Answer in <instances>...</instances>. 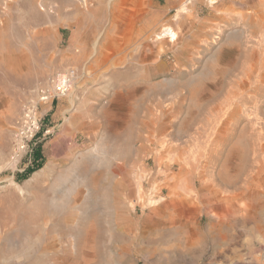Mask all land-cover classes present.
<instances>
[{"label":"bare ground","instance_id":"1","mask_svg":"<svg viewBox=\"0 0 264 264\" xmlns=\"http://www.w3.org/2000/svg\"><path fill=\"white\" fill-rule=\"evenodd\" d=\"M122 1L66 0L73 15L84 17L88 32L81 38V29L72 31V44L81 43L88 49L101 28L105 31L106 23L104 39H110L115 28L114 11ZM209 1L216 4V0ZM240 2L249 10L239 14L243 26H264V0ZM56 3L29 0L25 5L31 15L41 18L51 15L58 8ZM191 4V0H183L178 6L174 30L168 26L157 29L159 14L141 6L144 10L138 29L129 41L137 45L145 62L154 56L153 48L158 43L176 42L179 51L172 59L178 72L183 67L192 75L195 69L191 68V60L197 59L201 51L208 56L210 66L205 68L202 63L184 86L185 92L171 85L167 96L156 98L140 120L142 134L136 139L129 135L121 138L122 118L98 114L99 119L78 121L72 116L69 124L75 127V133L58 141L50 161L22 187L12 185L6 208L0 205L1 223H12L7 226L9 223L4 221L7 228L0 230V264H140L139 259L145 263L149 257L144 249L146 240L149 234L161 230L170 233L167 239L156 240L166 246L167 252L189 253L196 241L209 236L219 248L215 256L222 258L223 264H238L225 256L236 231H257L264 237V42L251 41L241 30L201 33V21L190 24V19L198 17L194 6L189 8ZM5 9L9 7L5 5ZM77 24L83 25L79 21ZM185 36H190V41L185 42ZM124 58L126 53L120 59ZM88 67L82 69L85 76L90 75ZM73 71L74 81L80 71ZM143 89L145 85L140 83L112 97L109 94L108 98L98 99L101 93L97 94L96 106L104 111L114 107L124 111L131 105V96ZM196 94L205 99L197 100ZM92 105L88 103V113L93 112ZM192 106L199 111L206 106L209 109L207 141L172 140L181 109ZM188 114L183 119L185 127L193 122V115ZM248 131L253 142L245 136ZM185 133L189 139L190 130ZM200 212L206 216V223L196 220ZM14 232L18 239L12 241ZM132 241L138 247L134 253Z\"/></svg>","mask_w":264,"mask_h":264},{"label":"rangeland","instance_id":"2","mask_svg":"<svg viewBox=\"0 0 264 264\" xmlns=\"http://www.w3.org/2000/svg\"><path fill=\"white\" fill-rule=\"evenodd\" d=\"M27 1L29 2V0H0V202H3V204L5 203L3 200L7 202L6 205L0 203L3 208H6L9 204L7 200L9 199L8 195L13 190L12 185L17 184L22 187L26 181L30 180L35 173H38L46 163L50 161L49 159L52 158L58 141L60 139H69V135L75 133V127L69 124L72 116H76L78 121L88 120L89 118L93 120L99 119L100 116H98V114H102L101 116L108 115L107 118L110 119L122 118L121 138H128L130 136V138L135 137L134 139H136L142 134L140 120L156 98H160L162 95L167 96L166 92L171 85L185 92L187 88L184 86L188 85L191 76L202 67V63L203 65L205 64V68L210 66L207 61L208 56L204 57L206 54L201 51L196 55L197 59L191 60L193 66H191V68L195 69L192 75H189L190 70L183 67L180 68L182 71L179 70L178 72V69L174 67L175 61L172 59L179 51V44L176 42H168V45H161L158 43L155 45L156 47L154 46L153 48L154 56L145 62L146 60L142 59L141 55H139L140 52L137 49V45L129 41L131 37L135 36L138 29V21L141 19L143 14L142 11L144 10L141 9V6L143 8L146 7L145 9L148 11H156V13L159 14L157 29L161 26H168L174 30L176 10L183 0H144L143 3L136 0H123L115 10H119L120 12L114 11L115 28L112 30L113 32L111 31L110 33L111 38L107 40L104 39L106 34L105 31L108 29L106 23L105 26L107 27H103L105 31L101 28L97 35L95 34L96 36L91 40L88 49H85L81 43L72 44L71 42L72 31L81 29V38L88 32L86 31L84 17L73 15L75 13L72 8L67 6L66 0H64L63 3L61 1L58 3L57 0L56 5L59 9L55 8L51 15L41 18L31 15L28 12L25 5L28 3ZM191 3L189 8L194 6V10L198 17L193 18L192 21L190 19V24L201 21L203 24L200 31L201 33L212 32L213 29V33L222 30H241L243 33H246V36H250L253 39H251V41L258 40L264 42V34L261 35V33H264L263 25H246L245 28L240 22V12L245 13L249 11L247 6L241 4L240 0H216L215 5H211L209 0H191ZM5 5H7L9 9L6 10ZM120 6L123 8H120ZM215 7L217 10H214ZM135 11L136 13L138 12L137 15ZM133 16L134 18H132ZM86 19L85 17V20ZM77 21L82 22V24L84 22V24L79 26ZM120 21H122V24H120ZM131 22L134 24H131ZM227 23H229V25ZM100 33L103 36H101ZM190 39V36H185L183 40L186 42L190 41ZM94 40L96 41L94 42ZM99 45L102 46L100 47ZM80 47L81 49L83 48L82 53ZM101 48L103 50H101ZM174 49H176V51ZM125 53L126 58L120 59ZM153 58H155V60ZM95 63H97V65ZM91 65L93 66L90 67ZM86 66H89L87 70L90 75L85 76L84 70L82 69ZM109 66L111 67L109 68ZM106 68H108L109 71L111 70L112 73ZM76 69L78 72L80 71L77 73L79 76L73 81L74 85L67 96L48 101L47 103H43L39 100L41 92L51 87V78L71 70L77 72ZM101 69L105 70L102 71ZM72 74L76 76L74 71ZM192 81H194V79ZM201 82L204 81L201 80ZM93 83L95 84L93 85ZM97 83L100 84V86L97 85ZM140 83L145 85V89L131 96V105H128L124 111L119 107H114L115 110L112 108L110 111H104L96 106L97 99H95V97L97 94L101 93L97 95L98 99L108 98L110 95V97H112V95H118L120 92L126 93L125 90L130 88V86L132 87L133 84L136 85ZM189 87L190 86H188V88ZM102 93L103 96L101 97ZM93 95L94 97H92ZM195 97H198L197 100L205 99V96L200 97V95L197 94ZM91 100H93V102ZM88 103L90 105L93 104V112L91 110V113H88L87 110ZM131 111L132 113H130ZM82 112L84 115H82ZM188 113L193 115V122L190 127H185L186 125L183 119L187 117L186 114ZM92 115H96L97 118ZM27 119L35 123L37 130L33 127L28 128V126H26ZM209 120L210 114L207 106L203 107L201 111L193 106L188 109L183 107L179 114V125L173 126L170 138L180 141L190 140L194 143L205 142L208 139ZM68 125H70V128ZM186 130H190L191 136L189 139L186 137ZM258 131L263 132L262 129H258ZM249 135L248 131V134L245 135L247 140L253 142L251 140L253 136L250 135L251 138H249ZM249 144L250 142L246 145ZM37 148L40 150V161L42 165L27 178L23 177L25 171L29 167H32V153ZM10 165L12 167H10ZM93 214L94 213L91 214V218H93ZM198 214L199 215L196 217L197 221L200 219L198 223H206L207 218L204 216L203 212ZM4 221H2L3 223L0 221V225L2 224L0 227L1 231V228H3V230L7 228L5 223H9V220H6L5 223ZM11 224L12 223H9L7 226H11ZM248 233L242 230L236 231L231 245L233 248L230 246V248L227 247L225 256L227 258L230 257L229 260H232L231 263L264 264V237L262 238L257 231L255 233ZM12 235L14 238L11 239L12 241L18 239L17 232H14ZM169 235L170 233L166 230H161L151 235L149 234L144 246L149 257L145 263H143L144 261L142 259H139L140 264H221L223 262L222 258L216 257L219 255L220 251L217 245L211 241V237L207 238L209 236L201 238V241H198L199 243L196 241V246L194 244L193 249L189 253L184 251L180 252L179 250V252L177 250L172 252L169 250L170 253H172L170 255L169 251L167 252L168 249L166 246L163 244L160 245L159 243L161 242L156 241L159 237L167 239ZM65 240H67V237L64 239V244L66 242ZM135 244V241L130 243L133 253L138 249L137 244ZM119 246V244L116 245L115 249ZM231 250L236 252V254ZM165 252L169 255L168 257ZM161 256H163V259ZM156 261L157 263H155ZM105 264L110 263L108 261ZM227 264H230V262Z\"/></svg>","mask_w":264,"mask_h":264},{"label":"built area","instance_id":"3","mask_svg":"<svg viewBox=\"0 0 264 264\" xmlns=\"http://www.w3.org/2000/svg\"><path fill=\"white\" fill-rule=\"evenodd\" d=\"M72 70L63 74H58L50 80V88L44 90L40 94L39 100L43 103L67 96L71 91L72 86ZM26 126L28 128H34L37 130L35 123L31 122L30 119L26 120Z\"/></svg>","mask_w":264,"mask_h":264},{"label":"trees","instance_id":"4","mask_svg":"<svg viewBox=\"0 0 264 264\" xmlns=\"http://www.w3.org/2000/svg\"><path fill=\"white\" fill-rule=\"evenodd\" d=\"M41 161H40V150L39 148L35 149L32 153V167H29L26 171L23 177H28L31 175L34 171L38 170L41 167Z\"/></svg>","mask_w":264,"mask_h":264}]
</instances>
